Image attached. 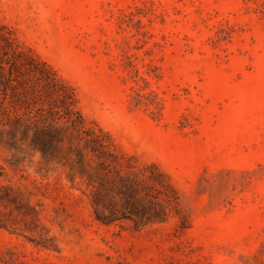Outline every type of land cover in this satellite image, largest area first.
I'll list each match as a JSON object with an SVG mask.
<instances>
[{
    "label": "rangeland",
    "instance_id": "rangeland-1",
    "mask_svg": "<svg viewBox=\"0 0 264 264\" xmlns=\"http://www.w3.org/2000/svg\"><path fill=\"white\" fill-rule=\"evenodd\" d=\"M0 24L108 144L0 145V264H264V0H0ZM144 165L162 220L96 219L93 183Z\"/></svg>",
    "mask_w": 264,
    "mask_h": 264
},
{
    "label": "trees",
    "instance_id": "trees-1",
    "mask_svg": "<svg viewBox=\"0 0 264 264\" xmlns=\"http://www.w3.org/2000/svg\"><path fill=\"white\" fill-rule=\"evenodd\" d=\"M65 140H84L93 152H108L102 133L86 126L73 89L49 65L24 50L0 24V145L14 150L17 162L22 159L18 154L24 151V143L49 160L58 156ZM76 154H81L79 148ZM148 167L119 176V183L113 181L110 187L105 188L101 179L97 185L93 183L96 219L105 224L129 219L135 225L162 220L170 204L165 191L169 185L154 181L145 172ZM151 189L154 191L149 192ZM110 191L119 196L120 209L113 201H105Z\"/></svg>",
    "mask_w": 264,
    "mask_h": 264
}]
</instances>
